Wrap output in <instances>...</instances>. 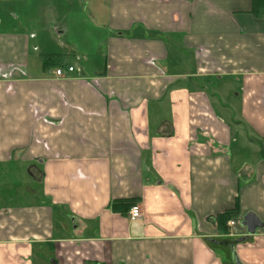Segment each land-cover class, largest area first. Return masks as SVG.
I'll return each instance as SVG.
<instances>
[{
  "label": "crops",
  "instance_id": "0c3cea01",
  "mask_svg": "<svg viewBox=\"0 0 264 264\" xmlns=\"http://www.w3.org/2000/svg\"><path fill=\"white\" fill-rule=\"evenodd\" d=\"M0 173V264H264V8L0 0Z\"/></svg>",
  "mask_w": 264,
  "mask_h": 264
},
{
  "label": "rangeland",
  "instance_id": "374dc122",
  "mask_svg": "<svg viewBox=\"0 0 264 264\" xmlns=\"http://www.w3.org/2000/svg\"><path fill=\"white\" fill-rule=\"evenodd\" d=\"M70 40H73V36L70 37ZM1 174V173H0ZM3 177V175H0V178ZM2 181H0V197H4L9 202H12L13 199H11V196L14 194V190L16 189V184L11 183L7 180H5V183L2 185Z\"/></svg>",
  "mask_w": 264,
  "mask_h": 264
},
{
  "label": "built area",
  "instance_id": "2783aa9c",
  "mask_svg": "<svg viewBox=\"0 0 264 264\" xmlns=\"http://www.w3.org/2000/svg\"><path fill=\"white\" fill-rule=\"evenodd\" d=\"M69 70L72 71L73 67H69ZM56 73L58 75H62L63 71L62 69H57ZM130 215L132 219L140 218L142 217V208L139 204H135L131 207ZM230 225L234 226L235 221H230Z\"/></svg>",
  "mask_w": 264,
  "mask_h": 264
},
{
  "label": "water",
  "instance_id": "95a60500",
  "mask_svg": "<svg viewBox=\"0 0 264 264\" xmlns=\"http://www.w3.org/2000/svg\"><path fill=\"white\" fill-rule=\"evenodd\" d=\"M244 224L247 226L248 230L251 233H254L256 228L260 226V223L258 219L252 215H247L244 219ZM238 264H242L240 261H238Z\"/></svg>",
  "mask_w": 264,
  "mask_h": 264
},
{
  "label": "trees",
  "instance_id": "16d2710c",
  "mask_svg": "<svg viewBox=\"0 0 264 264\" xmlns=\"http://www.w3.org/2000/svg\"><path fill=\"white\" fill-rule=\"evenodd\" d=\"M262 1L264 2V0H254V7H255L256 9H260V6H262V7L264 8V4H263V5L261 4L260 6L258 5V3H261ZM229 216H230V214H229V215H226L227 218H228ZM227 218H226V219H227Z\"/></svg>",
  "mask_w": 264,
  "mask_h": 264
}]
</instances>
